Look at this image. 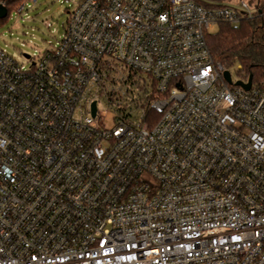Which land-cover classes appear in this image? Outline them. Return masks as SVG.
<instances>
[{
  "label": "built area",
  "instance_id": "1",
  "mask_svg": "<svg viewBox=\"0 0 264 264\" xmlns=\"http://www.w3.org/2000/svg\"><path fill=\"white\" fill-rule=\"evenodd\" d=\"M259 13L79 0L30 65L0 46V264H264V85L208 42Z\"/></svg>",
  "mask_w": 264,
  "mask_h": 264
},
{
  "label": "rangeland",
  "instance_id": "2",
  "mask_svg": "<svg viewBox=\"0 0 264 264\" xmlns=\"http://www.w3.org/2000/svg\"><path fill=\"white\" fill-rule=\"evenodd\" d=\"M79 0H27L26 7L19 11L11 9L0 25V46L12 54L18 61L26 65L39 51L58 43L65 33V25L69 12ZM3 19V18H1ZM50 22V26L46 24ZM239 65H234L231 71L238 79L242 75Z\"/></svg>",
  "mask_w": 264,
  "mask_h": 264
},
{
  "label": "trees",
  "instance_id": "3",
  "mask_svg": "<svg viewBox=\"0 0 264 264\" xmlns=\"http://www.w3.org/2000/svg\"><path fill=\"white\" fill-rule=\"evenodd\" d=\"M5 1L8 16L11 9H18L27 0ZM196 1L206 5L224 0ZM258 1L261 13L254 18H245L239 24L219 23L218 29L209 34L208 42L216 61L229 69L237 64L243 78L252 75L254 83L264 85V0ZM5 18L0 19V25Z\"/></svg>",
  "mask_w": 264,
  "mask_h": 264
},
{
  "label": "water",
  "instance_id": "4",
  "mask_svg": "<svg viewBox=\"0 0 264 264\" xmlns=\"http://www.w3.org/2000/svg\"><path fill=\"white\" fill-rule=\"evenodd\" d=\"M7 16V7L5 6V5H3V4H1L0 3V19L1 18H5ZM25 55V57H29V54H24ZM225 77H226V79L228 80V82H230V83H232V76H231V73H230V71H225ZM252 82H253V80H252V75H249L248 76V81L247 82H244L243 80H237L236 82H235V84H237V85H241V86H243L245 89H249V88H251V86H252ZM95 112H96V103H93V115L95 114Z\"/></svg>",
  "mask_w": 264,
  "mask_h": 264
}]
</instances>
